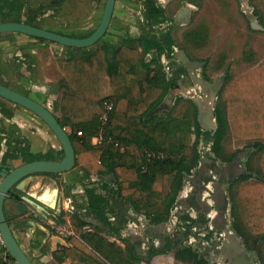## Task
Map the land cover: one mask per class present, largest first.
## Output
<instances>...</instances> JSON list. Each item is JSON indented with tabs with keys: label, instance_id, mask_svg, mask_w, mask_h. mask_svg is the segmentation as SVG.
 I'll list each match as a JSON object with an SVG mask.
<instances>
[{
	"label": "trees",
	"instance_id": "1",
	"mask_svg": "<svg viewBox=\"0 0 264 264\" xmlns=\"http://www.w3.org/2000/svg\"><path fill=\"white\" fill-rule=\"evenodd\" d=\"M22 9V0H0V22H24ZM25 23L74 38H87L93 33L78 36L45 28L31 20ZM34 39L45 42L43 39ZM175 44L170 35L163 38L146 35L137 39H124L117 47L105 42L94 49L66 48L72 55L63 66L68 91L58 104L59 116L53 114L64 128H70L69 134L78 156V164L86 170L97 171L101 180H104L103 183L110 180L116 183L115 188L107 191L100 185L98 188L85 186L87 204L83 203L81 207L86 217H94L103 226L109 227L115 235H119V230L113 226L108 215L109 199L117 198L128 202L136 215L146 217L150 227L163 226L170 219L179 193L184 188L186 176L192 175V171L200 163L199 145L202 136L209 132L203 131L198 122L196 104L189 100L193 110L180 108L176 116L173 113L164 117L153 116L154 111L166 101L170 89L178 83L161 76V57L163 54L171 55ZM76 52H81V55L75 56ZM153 52L155 56L151 59L148 54ZM105 77L110 79L113 91V95L108 98H103L101 90V81ZM105 99L114 103L107 136H113L125 143L124 149L112 144L92 143V138L100 131ZM0 100L2 112L12 116L6 109V103L10 102L2 98ZM215 116L218 129L213 137L211 150L217 158L233 160V155L223 153L229 126L235 138L264 140V63L240 75L231 83L224 109L217 106ZM162 122L164 125L160 126ZM78 131H83L84 136L79 137ZM256 149L262 154L264 170V143L258 142ZM145 152L163 153L166 156L149 160ZM63 155V150L56 154L50 151L38 157L28 154L27 150L22 152L24 163L61 160ZM44 176L60 177L51 174ZM166 177L172 179L170 191L167 193ZM250 178L242 176L231 182L230 189H238L237 200L245 210L250 226L262 238L260 258L264 261V182H249ZM80 179L77 181L80 182ZM71 187L76 186L68 185L66 190L72 189ZM13 195L20 199L21 195ZM238 210L239 204L236 198H232V217L236 216ZM63 216L61 213L62 223L65 222ZM75 219L79 224V237L70 239V248L54 254L60 264L65 259H75L80 253L90 260L89 264H142L143 257L150 260L172 251L174 246V255L179 261L209 263L197 249L180 248L169 239L162 248H156L151 243L146 256H142L131 243L123 250L101 233L88 229V223L80 215H76ZM234 229L242 235L236 223ZM9 257L13 260L10 255ZM0 264H3L2 260Z\"/></svg>",
	"mask_w": 264,
	"mask_h": 264
},
{
	"label": "rangeland",
	"instance_id": "2",
	"mask_svg": "<svg viewBox=\"0 0 264 264\" xmlns=\"http://www.w3.org/2000/svg\"><path fill=\"white\" fill-rule=\"evenodd\" d=\"M106 1L107 0H22V19L23 21L31 19L34 17L33 14L38 10L41 13H37L35 15L37 24L45 28L62 31L66 34L78 36L85 35L95 30L100 24ZM157 1L158 3H156V0L154 1V8L162 10V2L164 0ZM246 1H249V7L254 10V13H257L255 21H251L249 18L250 15H245L243 13L241 0H179L177 3L173 4L174 9H171L170 7V9L167 8L169 23L167 22V19L156 21V18L154 17L151 24H143L144 20L142 17L145 19L147 18L146 7L144 8V5L146 6V4L144 3V0H118L116 5L117 17L112 21L106 35L97 46H101L102 43L109 42L117 47L123 43L124 39L133 37L137 39L143 35L150 34V32L156 33L160 38H163L165 35L171 33L179 48L184 47L191 58L200 60L201 63H205L203 69L199 70V74L202 76L203 73L205 78L208 79L207 82L215 83L218 80H223V86L219 90L214 108L216 109L218 106L219 108L224 109L227 99V90L231 83L240 75L264 63V0ZM141 5L143 6L141 9H143L144 12L139 14L138 9H140ZM188 6L192 9L191 24L182 25L178 22H175L174 16L176 15V9H182ZM246 8L247 7L245 6L244 9ZM121 10H123V16L121 15ZM121 18H126V21L132 24L120 23L119 21ZM258 21H261V24H255V22ZM31 44H46L47 47L43 45H36L34 47L32 46L31 48L37 52V54L32 55L30 48L24 49ZM48 46H52L51 49H49ZM61 49L62 46L58 44L47 41L43 42L25 35L13 33L1 34L0 82L6 83L5 85L14 87L18 90H25L26 93H28V90L22 85L27 84L28 86L26 87L32 88L33 80L34 83L38 82V76L41 77V80H44V75L48 74L54 76V81L57 84V88H61V83L58 81L59 77H56V72L58 71L55 68V64L54 67L53 65L51 66L52 69L48 67L46 71L41 74V69H43L46 61H40V63L37 61L39 60L38 57L48 60L50 59L51 52H60ZM66 51L69 52L67 49ZM77 54L80 55L81 53L76 52L75 56H77ZM33 59H36L37 62L31 63L30 60ZM168 61L169 60L166 62ZM164 67L165 65L163 64L161 76L168 78V74L164 70ZM26 71H28L27 74L30 73V75H32L33 79H27L25 77ZM57 81L60 83V85ZM190 82L191 80L187 78L185 84L184 80H182L180 84L183 85L184 89H187L191 87ZM65 85L67 88V80ZM48 87V92L44 96V101H46L44 103L46 106L48 105V95L50 94L51 90L55 88L53 86ZM112 95L113 93L110 96ZM180 96L181 95L178 96L179 100H176L178 104L174 102L173 109L169 111L170 113L165 112V115L162 116H166L167 113H174V111L177 113L180 108H190L191 111L193 110V106L188 102V99L186 97L182 98ZM58 104H60V97L54 100L53 105L50 104L47 107L50 108V110L55 115H59ZM136 121H138V119H136ZM159 125L163 126L164 122L160 123ZM68 132L70 133V130H68ZM206 134L205 136H202L203 139L199 145V151L201 152V155L203 153V145L205 143L204 141L206 140ZM258 142L264 143V140L257 141L254 139H238L233 136L231 126L227 128L223 145L224 155H233L234 159L238 154H243L248 150L251 151L247 158L242 160L241 163L243 167L247 168L251 172V178L248 180L249 182H264V170L262 168L261 162L262 154L256 149ZM106 145L111 144L107 143ZM210 148H212V144ZM150 153L156 155V159L163 158L158 157L157 153ZM211 157L216 159L220 163V166H225L227 163H233V160L227 161L223 157L217 158L212 150ZM80 177L81 181H76L75 183L77 186L79 185L82 187L83 190L81 191L75 190L76 192H74V189L66 190V182L60 175L58 178H52L49 176L44 177L42 181L43 184L37 188L36 193L40 196L42 193L47 191V189L52 188L54 185H58L60 189L64 191L65 196H72V200L75 201V217L76 215H80V217L84 219L83 221L88 223V229L101 233L102 236L107 238L110 242H113L111 237L116 238L114 243H116L123 250H125L126 246L131 243L136 246L142 256H146L151 243L160 248L162 239L165 238L168 233L171 235L173 234V237H175L178 233L179 236H181L182 234L180 232H184V229L181 227V225L184 224V228H187L189 225L187 226L186 222L189 224L192 222L190 218H187L186 215L183 216L182 212H179L178 210L176 211L174 208L173 212H171V215H174L177 226L171 225L169 219L166 225L164 224L161 227H157L155 229L146 227L145 217L136 215L128 202L117 198H111L109 199L108 215L110 220L113 222V226L117 230H120V234L115 235L112 233L109 227L103 226L100 221L96 220L94 217H86L84 214L85 211L81 209V203L83 201L82 199H84L82 197L85 196L84 187L98 188L99 185L101 186L103 184L104 180L100 181L102 178L99 176V179L96 175L94 176L95 179L90 176H85V174L80 175ZM71 182L73 181L71 180ZM171 182V177H166L165 193L170 191ZM105 183L106 185H103V187L106 191L110 188L116 187V183L114 181L111 182L110 180V182L106 181ZM184 187L186 188H183V190L180 191L178 199L180 198L182 192H184L186 189H190V186H188L186 183ZM224 188L229 203L227 213L229 227L242 240L245 248H247L250 253L255 255L258 262L260 264H264V261H262L260 258V251H262V238L250 226V222L247 219L245 210L239 203V200H237L238 189H230V183L226 184ZM232 198H236V201L239 204V210L235 217H232L231 215ZM183 209L187 210V206H184ZM194 215L196 216L197 214L195 213ZM124 216H126L127 219L123 218ZM121 218H123L124 221H121ZM135 219L138 221V224H136ZM198 219H200V221L198 220V226L205 228L204 226L207 224L201 222L203 218L199 215ZM235 223L242 235H240L238 231L234 229ZM73 224H75L74 229L77 231L79 225L78 221L73 222ZM142 226L144 230L141 229ZM175 228L177 229V232L174 230ZM54 231H57V229ZM218 232L222 233L220 229H218ZM76 234H78V232H76ZM120 235L124 238H129L131 235L132 238H129L128 243H122V238ZM193 241L194 238L192 239V242ZM141 242H145L147 247L145 245L143 246ZM214 242L216 243V239ZM214 242L212 239L209 241L200 237L195 240L194 244H196V249L201 254L203 253L202 257H206V259L209 260V263L205 261L202 264H220L218 262V255L217 261L214 263L211 261V257L208 256L210 251L214 249ZM186 245L189 244H186L185 242L182 243V246ZM78 255L81 262L80 264L90 263V260H88L83 254L80 253ZM145 258L146 257H143L142 264H195L189 260L185 262L177 260L175 258L174 252L158 255L150 260H146Z\"/></svg>",
	"mask_w": 264,
	"mask_h": 264
},
{
	"label": "water",
	"instance_id": "3",
	"mask_svg": "<svg viewBox=\"0 0 264 264\" xmlns=\"http://www.w3.org/2000/svg\"><path fill=\"white\" fill-rule=\"evenodd\" d=\"M115 5L116 0H107L100 25L96 31L87 38L68 37L50 30L16 22H0V34L20 33L68 48L88 49L95 46L105 36L114 14ZM190 13L191 9L186 7L181 12L180 17L185 16L186 22H189ZM181 54L183 55L181 61H183L189 69V78L192 81L191 87L184 89L183 85L179 83L177 86L171 88L166 101H164L162 105L154 111L153 115L161 110H170L173 106V101L178 97V95L184 94L196 103L198 107V122L201 128L204 131L209 132V134L205 137L206 140L204 141L205 143L203 145V153L201 155L199 166L195 169L192 175H187L185 178V183L190 186V189L185 195L176 201L174 208L176 211L178 210L179 212L184 213H188V209L193 208L195 211L201 213L198 207L190 205L193 204L195 191L199 186L201 190L197 197V206L205 208V213L203 212L205 217H203V220L210 223L212 229H220L222 231L220 237L216 238V245L214 246V249H212L208 254V256L211 257V261L213 263L216 262L218 255V262L220 264H260L255 255L246 250L242 240L228 225L227 213L229 203L224 188V184H229L238 177L251 175V172L241 165L242 159H246L251 151L248 150L243 154H238L233 160V163H229L228 166L222 169L217 167L218 165L216 160L211 157L210 146L218 129L214 104L216 102L218 92L223 85V80H218L215 83H209L202 77L195 75V69L203 66L204 64L188 61L185 54L183 52H181ZM198 88L204 91L203 97L196 94V90ZM0 98L25 108L38 116L56 136L62 146V150L64 151V155L61 160H35L24 163L18 167H11L8 165L0 166L1 237L7 252L16 264H35L24 252L17 241L10 226L8 212L13 210L15 217H21L34 213L33 215L35 218L38 217V214L48 218L49 210L56 211L58 209V193L56 194L53 203L50 204L30 194L23 196V191L33 176L44 174L63 175L72 172L78 164V156L69 132H67L66 128L60 124L50 108L44 106L29 96L19 93L2 84H0ZM211 164L215 165V167L212 168L215 175L219 176L220 174H224V179L222 178L221 181H219V183H217L214 187V196L218 197L220 203L222 204L219 209H217V205L219 204L217 199L215 206H210L209 203L204 202V193H211L212 186L209 181L206 182V185L204 186V181L201 177H199V173L208 170L207 165L209 166ZM14 193L21 195L20 199H16L13 195ZM184 206H187V210L183 209ZM213 207H215V209H213ZM174 208L172 209V212ZM212 209L216 210L214 211L215 214L212 213L213 215L211 214ZM210 216L212 219H210ZM145 222L146 227H150L147 219ZM170 223L171 225L176 224L173 214L171 215ZM150 228L155 229L157 227Z\"/></svg>",
	"mask_w": 264,
	"mask_h": 264
},
{
	"label": "crops",
	"instance_id": "4",
	"mask_svg": "<svg viewBox=\"0 0 264 264\" xmlns=\"http://www.w3.org/2000/svg\"><path fill=\"white\" fill-rule=\"evenodd\" d=\"M122 12L123 10H121V15L123 14ZM157 12L161 14L159 10H157ZM116 13H117V10L115 9V16L117 17ZM120 20L125 21L124 18L123 19L121 18ZM36 45L31 44L23 48L24 49L30 48L32 55H35L37 54V52L31 47L32 46L34 47ZM41 45L47 47L46 44H38L37 46H41ZM51 47L52 46H48L49 49H51ZM71 56L72 55L66 51V48L62 47L60 52H57V51L55 53L51 52L50 59L44 60L41 57H38L39 60H37L39 63L40 61H46L43 69H41L42 71L41 74H43L44 71H46L48 67L52 69L51 66L53 65L54 67V64H55V68L58 71L56 72V77H59L58 81L61 83V86H62L61 88L60 87L57 88V84L54 81L53 75L45 74L44 80H41L40 79L41 77L38 76L37 78L39 79L38 82L34 83L33 82L34 80L32 81V84H33L32 88L26 87L28 86L27 84L22 85L28 90V93H26L25 90H18L16 88L14 89L21 93L29 95L30 98L46 106L44 103L46 102L44 101V96L48 92V89H49L48 86H53L55 88L52 89L50 94L48 95L49 99L47 100V104H48L47 106H49L50 104L53 105L54 100L58 97H60V101H61L63 95L68 91V87L66 88V85H65L66 78L63 73V66L70 59ZM37 61L36 59L30 60L31 63H35ZM28 71H26L25 77L27 79H31L32 75H30V73L27 74ZM59 82L58 84L60 85ZM101 90H102L103 97H108L113 93L109 78L105 77L102 79ZM176 99L175 101H173V106H174V102H176ZM173 106L171 109H173ZM6 109L12 113V116H8L7 114H4L0 108V166L8 165L11 167H18L24 164V161L22 158L23 150H27L28 154H32L37 157L45 155L46 153L50 151L53 152L54 154L61 152L62 146L60 142L58 141L56 136L53 134V132L49 129V127L38 116L30 112L29 110L22 108L18 105H15L11 102L6 103ZM170 110H166V109L161 110L160 112L154 114L153 116L165 115V112H169ZM176 114L177 113H175L174 111L173 115L176 116ZM137 123H139V120L137 121ZM66 130L68 132L70 128H66ZM120 142L122 143L123 145L122 148L124 149L126 144L123 143L122 141ZM195 169L192 171V174L195 171ZM82 174H85V176H90L93 179H95L94 176L96 175L100 179L97 171L86 170L80 164H77L76 168L72 172L63 174L61 176H62V179H64L66 182V185H65L66 187L68 185L70 186L76 185V187H71L72 189H74V192H76L75 190L77 191L83 190L82 187H80L79 185L77 186V184L75 183L78 180V178L79 179L81 178L80 175ZM44 177L46 176L44 175L33 176L32 179L29 181L28 185L26 186L25 190L23 191L24 192L23 196L30 194L37 198H43L46 200H50L53 198L54 195L58 193V196H59L58 209L56 211L49 210L48 218H45L44 216L40 214H38V217L35 218L33 215L34 213L27 214L21 217H15L13 214V210H10L8 212L9 222H10L12 231L17 241L19 242L20 246L35 264H60L55 259L54 254L57 251H60L64 248H70L72 246L70 239L72 237H79L78 234H76L77 231H75L74 229L75 224H73V222L76 221L75 212H74V208L76 204L74 203L75 201L72 200V196L70 197L65 196L64 191H62L58 185L57 186L54 185L52 186V188L47 189V191L42 193V195L40 196L37 195L36 190L39 186L43 184L42 181ZM71 180L73 182H71ZM100 181L102 180L100 179ZM103 185H106V183L104 182L101 186ZM188 191L189 190L186 189L184 192L181 193L180 197L185 195ZM82 198L84 199H82L83 201L81 204L83 203L87 204L86 199H85L86 197L84 196ZM61 213L64 214L63 220L65 222L63 223L60 222ZM123 218H126V216H124ZM123 218H121V221H124ZM135 222L136 224H138L137 223L138 221L136 219H135ZM56 229L57 231H54ZM68 229L71 231H69ZM141 229L144 230L143 226L141 227ZM121 238H122V243L124 242V240L126 243H128V240H129L128 238H124L123 236H121ZM115 239L116 238L111 237V240L113 242ZM141 244L147 247L145 242H141ZM80 263L81 262L79 259V255H76L75 259L73 260L65 259V261L61 264H80Z\"/></svg>",
	"mask_w": 264,
	"mask_h": 264
},
{
	"label": "flooded vegetation",
	"instance_id": "5",
	"mask_svg": "<svg viewBox=\"0 0 264 264\" xmlns=\"http://www.w3.org/2000/svg\"><path fill=\"white\" fill-rule=\"evenodd\" d=\"M155 0H144V3L146 4V6L144 5V8L146 7V19L144 18V17H142V19L145 21H143V24H151V22H152V20H153V18L155 17L156 19V21H161V20H166L167 19V22L169 23V21H168V14H167V8L168 9H174L173 8V4H175V3H177L179 0H164L163 2H162V10H160V9H155L154 8V5H155V2H154ZM242 1V8H243V13L245 14V15H250L249 16V18H250V20L251 21H255V19H256V17H257V13H254V10L252 9V8H250L249 7V5H248V2L249 1H246V0H241ZM246 1V2H245ZM107 2V1H106ZM244 2V3H243ZM117 3H118V0H116V5H117ZM156 3H158V1L156 0ZM116 5H115V9H116ZM248 5V6H247ZM106 6V5H105ZM247 7L246 9H244V7ZM170 7V8H169ZM189 7V6H188ZM141 8H143V6L141 5L140 6V9H138V13L139 14H142V12H144V10L143 9H141ZM186 7H184V8H179V9H176V15L174 16V21L175 22H178V23H180V24H182V25H184V24H191V16H192V9H191V13H190V15H189V22H186V18H185V16H182V17H180V15H181V12L185 9ZM137 9V8H136ZM157 10H159L160 12H161V15L157 12ZM104 11H105V8H104ZM40 14L41 12L40 11H38L37 10V12H35L34 14H33V16L34 17H32L33 19H29V20H27V21H33V23L34 24H37L36 23V17H35V15L36 14ZM162 13H163V15H162ZM103 15H104V13H103ZM166 17V18H165ZM102 18H103V16H102ZM116 18V16H115V10H114V14H113V17H112V20H111V23H112V21L114 20ZM123 19V18H122ZM124 20L125 21H119L120 23H122V24H132V23H130V22H128V21H126V18H124ZM102 21V20H101ZM26 21H24V22H22V23H25ZM127 22V23H126ZM101 23V22H100ZM111 23H110V25H111ZM254 23V22H253ZM261 24V21L259 22H255V24ZM25 24H27V23H25ZM175 24H177V23H175ZM28 25H30V24H28ZM39 25V24H38ZM100 25V24H99ZM98 25V26H99ZM33 26V25H32ZM34 27H36V26H34ZM110 27V26H109ZM39 28V27H38ZM98 28V27H97ZM96 28V29H97ZM41 29H44V28H41ZM96 29L95 30H93L92 32L94 33L95 31H96ZM109 29V28H108ZM47 30V29H46ZM108 31V30H107ZM92 33V34H93ZM107 33V32H106ZM13 34H19V35H24V34H20V33H13ZM1 35V34H0ZM106 35V34H105ZM153 35H156V36H158L156 33H153V32H150V34H148V36H153ZM167 35H170V36H172V38H173V40H175L174 39V37H173V35L170 33V34H167ZM167 35H165L164 37H166ZM25 36H27V35H25ZM143 36H146V35H143ZM27 37H31V36H27ZM90 37V36H89ZM159 37V36H158ZM33 38H35V37H33ZM74 38V37H73ZM104 38V37H103ZM102 38V39H103ZM135 37H133L132 39H134ZM140 38V37H139ZM160 38V37H159ZM40 39V38H39ZM102 39L100 40V41H102ZM46 41V40H45ZM48 42V41H47ZM175 42H176V40H175ZM100 42H98L95 46H93V47H91V48H93L94 49V47H96L98 44H99ZM61 46V45H60ZM62 47H64V46H62ZM98 47V46H97ZM96 47V48H97ZM64 48H68V47H64ZM91 48H88V49H91ZM181 52H183L184 54H185V56H186V58L188 59V61H191V62H199V63H201V61L200 60H196V59H193V58H191L190 56H189V54L186 52V50H185V48L184 47H180L179 48V46L177 45V42H176V44L173 46V52H172V54L171 55H167V54H163L162 55V57H161V61H162V63L165 65V67H164V70L167 72V74H168V78L167 79H169L171 82H178L177 84H179V83H181V81L182 80H184V84H185V82H186V80H187V78L190 80V78H189V69L186 67V65H185V63L183 62V61H181V58L183 57V55L181 54ZM81 53V52H80ZM155 53L153 52V53H150V54H148L149 56L148 57H150L151 59H152V57H153V55H154ZM81 55V54H80ZM79 54H77V57L78 56H80ZM155 56V55H154ZM147 60H149V59H147ZM167 60H169L168 62H166ZM204 65L203 66H200V67H198V68H196L195 69V71H194V74L195 75H198V76H200V77H202L204 80H206V81H208V79L207 78H205V76L203 75V73H202V76L199 74V70H202L203 69V67L205 66V63H203ZM205 69V68H204ZM192 82V81H191ZM190 82V83H191ZM0 84H2V85H4V84H6V83H2V82H0ZM4 86H6V85H4ZM223 86V85H222ZM6 87H8V86H6ZM8 88H10V89H13V90H15L14 89V87H11V86H9ZM221 89V88H220ZM15 91H17V90H15ZM17 92H19V91H17ZM20 93V92H19ZM196 93H197V95L198 96H200V97H203L204 96V91L202 90V89H197L196 90ZM219 93V92H218ZM181 96L180 97H186L184 94H180ZM183 95V96H182ZM179 96V95H178ZM188 100H192L191 98H188V97H186ZM185 98V99H186ZM176 100H178V97H177V99ZM1 104H2V101L0 100V108H2V106H1ZM237 156V155H236ZM214 159V158H213ZM235 159V158H234ZM233 159V160H234ZM214 160H216V159H214ZM242 160H244V158L242 159ZM216 162H217V167L218 168H224V167H226V166H228L229 165V163H227V162H222V163H227L225 166H220V163L216 160ZM213 167H215V165L214 164H211V165H207V168H208V170H205L204 172H200L199 173V177H201V179L204 181L203 182V185L205 186L206 185V182H210L211 183V193H207V192H205L204 193V202L205 203H209V205L210 206H212V205H214L215 206V203H216V199L219 201V204L217 205V209H219L221 206H222V204L220 203V200H219V198L218 197H215L214 196V192H215V189H214V187H215V185L217 184V183H219V181H221V179L223 178L224 179V174H220L219 176H217V175H215L214 173H213ZM226 176V175H225ZM238 178H240V177H238ZM238 178H236V179H238ZM236 179H234V180H236ZM233 180V181H234ZM232 182V181H231ZM224 185H226V184H224ZM200 190H201V188H199V186L196 188V191H195V195H194V199H193V204H190L191 206L192 205H195L196 207H198L199 209H200V212L201 213H199V212H197V211H195V209H193V208H190V209H188V214H184V212H182V214H183V216H187V218H190V220L192 221L191 222V224H189V223H187L186 222V224H187V228H184V224H182L181 225V227L184 229L183 231L184 232H180L182 235L181 236H179V233L175 236V237H173L171 234H167V236L165 237V238H163L162 239V241H161V243H160V245H161V247L160 248H162V247H164V245H165V243H166V240L167 239H169L170 240V242L172 243V244H174V245H176V244H178V246L181 248V247H184V248H194V246L196 245V244H194V242H192V239L194 238L195 240L197 239V238H202V239H207V240H211L212 239V241L214 242V240L217 238V237H220V235L222 234V233H220V232H218V230L216 231V230H214V229H212V227H211V224L210 223H208L207 221H204L203 219L201 220V222H203V223H205V224H207V225H205L204 227L205 228H202V227H199L198 226V220L200 221V219H198V217H199V215H200V217H205L204 216V213H205V208H202V207H199V206H197V203H198V201H197V197H198V194H199V192H200ZM226 193V192H225ZM211 201V202H210ZM195 207V208H196ZM213 209H215V207H213ZM211 210V214L213 213V214H215V212L214 211H216V210ZM218 211V210H217ZM202 212H204V213H202ZM196 213L197 215H198V217H197V215L195 216L194 214ZM212 214V215H213ZM180 215H181V213H180ZM194 215V216H193ZM210 219H212V217L210 216ZM179 224H180V221H179ZM176 226H177V224H175ZM176 232H177V229L175 228L174 229ZM129 238H132V236L130 235V237ZM128 238V239H129ZM186 243V244H189V245H186V246H182V243ZM215 243V242H214ZM146 244V243H145ZM154 245V247H156L155 246V244H153ZM215 245H216V243H215ZM130 246V243H129V245H128V247ZM177 246V245H176ZM156 248H158V247H156ZM194 249H196V246H195V248ZM175 250H176V247L174 246L173 247V249H172V251H170V252H175ZM246 250H247V248H246ZM248 251V250H247ZM249 252V251H248ZM200 253V252H199ZM250 253V252H249Z\"/></svg>",
	"mask_w": 264,
	"mask_h": 264
},
{
	"label": "built area",
	"instance_id": "6",
	"mask_svg": "<svg viewBox=\"0 0 264 264\" xmlns=\"http://www.w3.org/2000/svg\"><path fill=\"white\" fill-rule=\"evenodd\" d=\"M103 108H104V114L101 117V125H100V131L97 135H95L92 138V143L93 145H104V144H112V145H116L117 147H123L122 143L120 141H118L116 138H114L113 136H107L108 134V125L110 122V118H111V114L114 111V103L107 99L104 101L103 104ZM77 135L79 137H83V131H78ZM147 158L153 159L156 157V155H153L150 152H145ZM158 157H165L166 155L163 153L157 154ZM195 242V239L194 241ZM0 260L3 261V264H16L14 260L10 259L9 257V253L7 252L3 239L1 237V233H0Z\"/></svg>",
	"mask_w": 264,
	"mask_h": 264
},
{
	"label": "bare ground",
	"instance_id": "7",
	"mask_svg": "<svg viewBox=\"0 0 264 264\" xmlns=\"http://www.w3.org/2000/svg\"><path fill=\"white\" fill-rule=\"evenodd\" d=\"M55 197H56V195H54L53 198L50 199V200H46V199H43V198H40V200H42V201H44V202H46V203H50V204H52V203H53V200L55 199Z\"/></svg>",
	"mask_w": 264,
	"mask_h": 264
}]
</instances>
